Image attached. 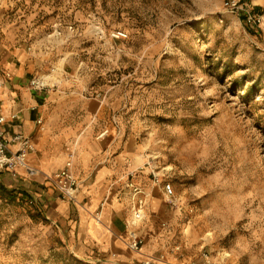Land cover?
Masks as SVG:
<instances>
[{"label": "rangeland", "instance_id": "374dc122", "mask_svg": "<svg viewBox=\"0 0 264 264\" xmlns=\"http://www.w3.org/2000/svg\"><path fill=\"white\" fill-rule=\"evenodd\" d=\"M225 1L0 0V27L32 53L43 94L102 101L103 126L133 134L171 184L159 251L174 262L181 244L189 259L264 264V0ZM5 180L0 264H124L81 248L31 185Z\"/></svg>", "mask_w": 264, "mask_h": 264}, {"label": "crops", "instance_id": "0c3cea01", "mask_svg": "<svg viewBox=\"0 0 264 264\" xmlns=\"http://www.w3.org/2000/svg\"><path fill=\"white\" fill-rule=\"evenodd\" d=\"M0 30L4 32L0 34V115L13 120L7 123L10 130L32 139L36 149L32 161L41 170L35 177L48 181L63 167L68 147H74V172L87 185L79 199L71 201L61 198L52 187L44 190L33 182L34 177L17 179L7 173L0 177L4 176L11 186L31 185L35 198L46 205L48 217L67 227L69 236L81 248L97 251L98 259L140 264V257L128 246L124 229L132 206L126 183L134 174L132 180L143 187L147 201L146 218L137 231L146 239V253L160 252L166 245V228L174 217L163 187L143 167L144 148L133 134L103 126L102 101L75 99L80 104H74L73 98L60 95L68 93L67 89L46 94L35 91L30 81L38 70L32 53L16 46L5 25ZM98 211L100 221L96 220Z\"/></svg>", "mask_w": 264, "mask_h": 264}, {"label": "built area", "instance_id": "2783aa9c", "mask_svg": "<svg viewBox=\"0 0 264 264\" xmlns=\"http://www.w3.org/2000/svg\"><path fill=\"white\" fill-rule=\"evenodd\" d=\"M223 6L234 11L239 10L241 3L240 0H226ZM114 36L126 38L128 34L122 30H118L114 33ZM47 85L39 77L31 80V87L35 91H41ZM14 118L15 116H12L11 119ZM12 121L0 115V171L17 179L38 176L41 174V170L32 161V154L36 150L35 145L27 135L9 129V126H7L9 124L7 123H11ZM38 123H42L41 119L38 120ZM75 155L74 147H68L63 167L48 177L58 192L71 201H77L87 185V181L80 179L74 172ZM143 167L148 171L149 167L152 166L149 165L148 167L145 163ZM148 173L155 182L163 187L167 202L177 205L178 202L171 184L160 180L158 172L153 167ZM133 176L134 174H131L126 183V187L130 190L132 206L129 217L125 221L124 229L128 238V246L140 257V264H224V261L213 257L206 251L201 252L196 258L189 259L187 252H185L181 244H176L170 249L173 256L175 255L177 262L172 261L165 251L152 254L146 253V239L137 231V226L146 218V192L142 186L132 180ZM96 214V220L100 221V211ZM162 226L166 227L167 223L163 222ZM113 256L115 257V255Z\"/></svg>", "mask_w": 264, "mask_h": 264}, {"label": "trees", "instance_id": "16d2710c", "mask_svg": "<svg viewBox=\"0 0 264 264\" xmlns=\"http://www.w3.org/2000/svg\"><path fill=\"white\" fill-rule=\"evenodd\" d=\"M5 190H7V189L3 185L0 184V191L2 192V191H5Z\"/></svg>", "mask_w": 264, "mask_h": 264}]
</instances>
